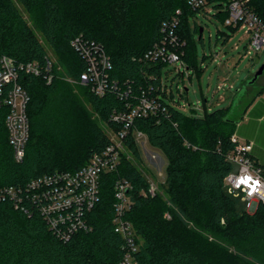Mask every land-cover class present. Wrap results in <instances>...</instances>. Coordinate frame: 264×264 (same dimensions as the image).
<instances>
[{"label":"trees","instance_id":"trees-1","mask_svg":"<svg viewBox=\"0 0 264 264\" xmlns=\"http://www.w3.org/2000/svg\"><path fill=\"white\" fill-rule=\"evenodd\" d=\"M224 2L211 0L223 22L228 16ZM250 6L264 20V0H250ZM178 9L182 59L195 71L200 66L195 33L201 39L203 33L202 25L191 23L200 11L187 0H0V55L19 63L52 58L33 23L58 56L50 82L19 72L30 96V137L22 161H16L9 143L8 107L0 108V186L23 187L44 174L80 168L110 142L94 113L118 129L121 124L111 121V114L127 110L143 89L153 85L169 97L162 77L167 63L147 64L143 57L161 38L162 23ZM78 35L104 46L113 63L111 79L132 89L127 98L114 91L100 96L79 81L86 63L72 43ZM61 68L75 81H68ZM237 97L201 116L185 114L166 100V115L137 118L133 129L143 131L167 158L161 184L165 192L143 194L149 184L131 132L127 145L133 159L125 156L118 172L102 176L100 199L88 215L89 230L62 238L36 204L28 201L17 208L10 199L0 200V264H118L124 245L113 224L119 176L133 183L127 218L140 243L138 264H264V202L255 211L239 210L225 191V177L233 169L226 153L234 146L232 135L241 130Z\"/></svg>","mask_w":264,"mask_h":264},{"label":"built area","instance_id":"built-area-1","mask_svg":"<svg viewBox=\"0 0 264 264\" xmlns=\"http://www.w3.org/2000/svg\"><path fill=\"white\" fill-rule=\"evenodd\" d=\"M228 12L225 24L228 27L243 28L250 34L249 50L260 51L264 48V20L250 6V0H223ZM188 5L199 11L212 4L211 0H187ZM213 6V5H212ZM215 8V7H214ZM216 10V9H215ZM182 12L176 11L173 17L162 23L161 38L145 53L147 64L185 62L182 59V47L185 41L179 33ZM76 51L85 60L86 67L79 81L91 86L102 96L114 91L120 98L128 97L130 87L122 88L118 81L111 79L113 63L104 46L95 40L78 35L73 39ZM54 60L45 62H16L9 55H0V108L8 107L6 127L9 143L16 161H22L26 154V145L30 137V122L27 105L30 100L28 91L19 82V72L25 71L43 76L48 82L54 78ZM154 86L143 89L134 104H128L127 110L114 111L110 120L121 124L118 129H111L110 142L74 171H57L44 174L29 181L23 187L0 186V200L10 199L17 208H24L30 201L44 216L48 225L62 238H69L80 230H89L88 215L100 199L101 179L104 174L118 172L126 156L133 159L127 139L131 132L139 147H147L148 137L141 130H134L137 118L151 115H166V98L156 92ZM156 92V93H155ZM126 97V98H127ZM134 130V131H133ZM234 146L226 153L233 169L225 177V187L231 193L242 194L248 201V210L255 211L264 202V169L262 163L253 155L255 141L243 138L236 132L232 135ZM161 157L153 151L151 159ZM164 160V159H163ZM236 165V169H234ZM164 162L159 167L162 169ZM148 179V190L143 194L156 195L159 191L155 182L156 173L148 163L142 167ZM161 174V172H160ZM133 183L126 177L119 176L114 183V231L123 240V255L118 264H138L136 253L140 243L127 213L133 205L131 190Z\"/></svg>","mask_w":264,"mask_h":264},{"label":"rangeland","instance_id":"rangeland-1","mask_svg":"<svg viewBox=\"0 0 264 264\" xmlns=\"http://www.w3.org/2000/svg\"><path fill=\"white\" fill-rule=\"evenodd\" d=\"M212 5L209 4L205 10L198 12L196 17H191L192 24L196 21L204 28L202 39L199 38L198 33H195L199 69L195 71L189 69L185 63L182 64L180 61L166 64L162 68L163 83L166 84L169 92L166 100L188 115L195 113L201 116L206 109L211 112L216 108L226 107L237 96L241 99L240 107L236 106V114H239L243 107L264 89V71L252 85L249 84L264 63V48L260 51L251 49L248 52L250 34L241 27L233 31L215 14L216 10ZM18 6L30 19L25 9L20 4ZM32 25L43 39L50 56L58 62L54 49L43 38L38 27L33 23ZM257 59L260 61L257 62ZM61 71L68 81H75L71 75L64 72L63 68ZM194 110L196 112H193ZM93 118L98 120L108 133H111L107 121L105 122L100 115L94 113ZM256 137V142L261 145L264 154V125H259ZM139 149L143 157L142 165L146 166L147 163L151 165L156 173L154 180L158 183L159 191L164 193L161 184L166 181L167 158L165 154L160 149L152 147L149 142L146 148L139 147ZM153 151L158 152L161 157L151 159ZM163 162L164 166L160 169ZM260 163H264V157L260 159ZM236 168L234 165V169ZM225 191L235 200L239 210L248 208V201L243 199L242 194L231 193L227 187Z\"/></svg>","mask_w":264,"mask_h":264},{"label":"crops","instance_id":"crops-1","mask_svg":"<svg viewBox=\"0 0 264 264\" xmlns=\"http://www.w3.org/2000/svg\"><path fill=\"white\" fill-rule=\"evenodd\" d=\"M239 107L238 104V108ZM236 110L237 107L235 111ZM238 115H241L237 124L241 127V130H238L236 133L243 138L253 139L255 141L253 155L258 161H260V159L264 157V154L263 148H261V145H258L256 142V134L259 125H264V92L259 95L256 94L254 98L243 107Z\"/></svg>","mask_w":264,"mask_h":264},{"label":"water","instance_id":"water-1","mask_svg":"<svg viewBox=\"0 0 264 264\" xmlns=\"http://www.w3.org/2000/svg\"><path fill=\"white\" fill-rule=\"evenodd\" d=\"M203 31H204V28H203V26H201V28H200V33L202 34ZM256 61L259 62L260 60L257 59ZM263 71H264V63L260 66L259 70H258L257 73L255 74L253 81H250L249 84H253V83L257 80V78L263 73ZM245 91H246V90H245ZM245 91H244V92H245Z\"/></svg>","mask_w":264,"mask_h":264}]
</instances>
